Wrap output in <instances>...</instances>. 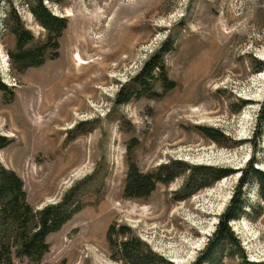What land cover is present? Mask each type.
<instances>
[{
    "label": "rangeland",
    "instance_id": "1",
    "mask_svg": "<svg viewBox=\"0 0 264 264\" xmlns=\"http://www.w3.org/2000/svg\"><path fill=\"white\" fill-rule=\"evenodd\" d=\"M28 1L0 2V136L7 139L0 163L21 177L34 209L68 195L79 205L47 235L42 262L126 264L114 246L125 227L139 246L192 264L214 242L241 170L254 157L264 171V68L252 61L264 62V0H43L66 19L55 40ZM11 9L34 37L29 45L47 42L39 66L19 71L11 62L18 47L3 24ZM168 39L167 80L141 87L144 62ZM204 128L216 129L218 139ZM168 162H176L168 183L144 197L125 195L132 166L150 173ZM195 165L234 172L179 200L184 168ZM242 193L246 212L229 222L237 242H220L212 264L264 262L256 182Z\"/></svg>",
    "mask_w": 264,
    "mask_h": 264
},
{
    "label": "trees",
    "instance_id": "2",
    "mask_svg": "<svg viewBox=\"0 0 264 264\" xmlns=\"http://www.w3.org/2000/svg\"><path fill=\"white\" fill-rule=\"evenodd\" d=\"M1 1L8 2V0ZM27 4L36 21L55 40V37L64 28L66 19L52 14L43 3V0H35V2L29 0ZM3 24L14 35L16 47H18L15 53H9L12 64H17L19 71H23L28 67L39 66L45 59L44 51L47 42L33 46L29 45L34 41V37L24 28L23 22L14 9L9 10L7 15L3 17ZM169 40L163 43L162 46L164 48H160L144 62L137 75L138 78H136L139 80L141 87H146L148 82L155 77L167 80L163 56L172 46V41ZM252 61L258 70L264 68L263 61L257 58H252ZM173 84V82L166 81L164 86L170 87ZM0 88L3 89L4 87L0 86ZM121 100L119 94L117 101L120 102ZM243 103L244 101L241 102V105ZM262 114L260 122L264 120V108ZM203 130H206L205 135L210 139L215 141L218 139L216 136L218 131L216 129L204 128ZM256 136L259 139L260 133ZM6 140V137L0 136V147L6 145ZM254 162L255 159L252 157L247 167L241 170L237 189L234 190L226 210L219 218L214 232V242L208 243L192 264L214 263L218 253L215 249H218L220 242L236 241L229 222L238 219L246 212L242 193V187L245 184L251 181L256 182L257 192L262 200L260 209L264 211V171L256 167ZM174 163L176 162L162 164L155 172L150 173H139L132 166L124 189L125 195L129 197H144L150 194L157 182L168 183L174 177L169 171ZM184 170L187 171V176L181 189L183 193L181 192L178 197L179 200L188 197L196 189L207 186L215 180L234 172V169L207 165L189 166L184 168ZM196 171H198V174L210 177V182L202 179L198 181ZM70 199L68 195L63 197L60 202L48 204L42 209H34L26 200V192L23 188L21 177L15 171L0 163V264H17L14 260L16 257L27 258L30 262L29 264H45L42 262V257L49 249V244L46 241L47 235L58 230L79 208V205H75ZM124 228L121 231L122 236L119 241L114 242L119 259L126 264H172L154 253L147 244L144 243L139 246V239L137 237H128ZM112 230L113 226H110L107 230L109 242L113 241ZM240 256L244 258L242 251ZM244 264H264V262L244 260Z\"/></svg>",
    "mask_w": 264,
    "mask_h": 264
},
{
    "label": "bare ground",
    "instance_id": "3",
    "mask_svg": "<svg viewBox=\"0 0 264 264\" xmlns=\"http://www.w3.org/2000/svg\"><path fill=\"white\" fill-rule=\"evenodd\" d=\"M75 61H76L77 63H79V64H82V63H83V61L80 60V58H78V56H76ZM257 80H258V79H257ZM177 260H178V259L175 258V261H177Z\"/></svg>",
    "mask_w": 264,
    "mask_h": 264
}]
</instances>
